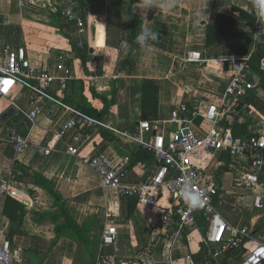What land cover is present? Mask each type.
Wrapping results in <instances>:
<instances>
[{
	"label": "crops",
	"instance_id": "0c3cea01",
	"mask_svg": "<svg viewBox=\"0 0 264 264\" xmlns=\"http://www.w3.org/2000/svg\"><path fill=\"white\" fill-rule=\"evenodd\" d=\"M112 1L95 0L94 10H86L84 20L86 19L88 27L84 40L88 43L90 52L87 62L83 64L77 52L71 49L69 39L53 23L54 12H60L62 18L68 21L61 11L69 4H75L76 11L80 14L75 0H29V7L21 6L20 0H0V46L23 45L31 64L41 69H55L58 66L70 68L75 78L56 97L66 106L78 109L82 97H85L99 116L93 118L103 124L82 130L88 139L78 145L76 155H71L65 152L69 136L56 135L62 123L73 113L52 99H44L45 112L36 118L34 125L21 112L18 117L14 114L6 120L7 126L3 131L0 130V174L5 173L12 165L13 168L22 165L45 177L48 186L60 195L67 215L77 225L87 229L90 245V252H87L70 230L61 232L52 245L56 232L51 217L58 210L53 198L43 188L35 185L26 187L25 183L14 181L8 194H0V240L9 237V232L15 230L13 236L24 245L18 264H37L38 261L40 264H95L105 224H113L117 228L115 249L107 248L110 254L115 255L117 262L183 264L185 256L190 255L194 264H197L194 254L202 247L200 233L184 231L182 234H175L174 228L163 229L157 223L161 207L168 201L165 195L160 199L159 206L146 208L135 204L132 213L128 215L123 211L121 197L103 188L100 173L83 159L103 154L109 164H113L124 156H131L137 146L127 136H131L141 119L140 93L143 77H152L158 81L157 119L160 120H165L179 101H192L196 98L203 103L216 101L230 77L228 63L224 59L230 55L251 53L252 42L246 52L235 54L233 50L242 45L245 38L237 35L230 40L207 44V26L215 23L218 13H225L234 19L229 31L237 34L252 33V22L240 18L237 11L230 9L231 6H236L248 13L252 2L209 0L204 11L203 0H176V6L170 12L152 8L145 15L142 0H118V9ZM54 7L56 11L53 10ZM197 10L201 12L199 16L196 15ZM130 14L138 16L142 24L160 34L159 40L151 48H130L123 31V25L130 20ZM89 39L93 42L91 46ZM188 51H199L205 61H186ZM259 53V60L256 53H251V61L260 67V60L263 59L264 62V43ZM127 59L133 62V68L123 67ZM113 81H117L118 87L116 103L107 108L108 101L112 98ZM256 93L257 89L254 92L257 99ZM14 99L21 108H29L27 92L21 94L17 91ZM1 102L4 104L0 108V115L9 108L7 100ZM251 109L252 105L243 112ZM15 110L17 113L18 110ZM237 110L240 115L241 109ZM192 124L198 134L208 128L207 122L200 117ZM107 126L122 129L127 135H114ZM11 128L28 135L30 141L29 146L15 161L11 159V145L6 139ZM248 130L251 133L264 132V127L259 129L252 122ZM47 143L52 146V150L45 155L40 152V146ZM242 160L246 161L247 158H229L225 163L226 170L218 172L216 176L222 196L226 201L228 199V203H234L233 207L228 204L232 209L239 205L247 207L251 202V193L245 188H238L234 182L238 170L236 164H243ZM233 164L235 165L232 166ZM153 168V159L132 162L130 157L128 170L135 181L143 180ZM226 173L232 179L229 186H222L221 181L225 180ZM7 196L24 207L20 224L11 221L4 214ZM247 208L251 211L250 206ZM259 220H262L259 214H254L250 215L248 223L239 221L236 225L254 228L260 224L255 233L262 235L264 219L261 222Z\"/></svg>",
	"mask_w": 264,
	"mask_h": 264
},
{
	"label": "built area",
	"instance_id": "2783aa9c",
	"mask_svg": "<svg viewBox=\"0 0 264 264\" xmlns=\"http://www.w3.org/2000/svg\"><path fill=\"white\" fill-rule=\"evenodd\" d=\"M20 4L31 6L29 0H20ZM53 10L56 11V7ZM61 12L74 23L73 40L78 44L84 43L88 26L77 13L75 4L63 7ZM248 13L253 16V54L258 47L254 34L260 31V25L256 22L252 6ZM251 53L230 55L224 59L228 63L230 77L216 101L182 100L176 103L165 120L140 119L137 122L135 130L127 137L150 153L154 161L153 170L143 180L131 178L128 156L113 164H109L103 154L83 159L100 173L103 188L113 191L118 197L135 199L137 206H159L165 191L168 201L161 207L158 225L163 229L174 228L175 234L199 232L201 246L206 250L203 264H264V233L258 235L249 225L230 224L217 209L219 204L233 207L234 203H228V199L226 201L222 196L215 170L229 158L241 160L245 157L247 160H242L243 164H236L235 185L251 193V209L264 210V132L236 139L229 127L223 124L239 118L236 109L239 105L241 110L250 107L242 99L256 90L251 79ZM185 60L193 63L205 61L199 51H188ZM260 69L264 70L263 59L260 60ZM74 78L75 74L67 66L41 69L32 65L23 45L0 46V103L7 100L8 107L16 108L31 125L45 112L44 99H52L70 109L73 115L62 123L56 136H69L65 152L71 155H76L78 145L88 139L82 130L103 125L78 108L66 106L56 97L67 89ZM17 91L21 94L27 92L28 109L16 104L14 95ZM199 117L208 125L201 134L195 132L192 126ZM107 129L114 135H127L117 127L107 126ZM6 139L11 145L13 161L30 144L28 135L20 134L14 128L8 130ZM51 150L49 143L40 146V152L45 155ZM13 169L12 165L0 174V194L3 196L11 191L15 181ZM117 235L115 225H104L95 264H138L117 262L115 255L107 252V248L115 249ZM23 247L16 236L3 237L0 240V264H18ZM183 264H194L193 258L186 255Z\"/></svg>",
	"mask_w": 264,
	"mask_h": 264
},
{
	"label": "trees",
	"instance_id": "16d2710c",
	"mask_svg": "<svg viewBox=\"0 0 264 264\" xmlns=\"http://www.w3.org/2000/svg\"><path fill=\"white\" fill-rule=\"evenodd\" d=\"M77 3L78 10L80 14L83 16L86 14V10L93 11L94 10V1L95 0H75ZM122 0H120L121 2ZM132 1V0H130ZM118 0H113L114 7L118 9V5L120 3ZM230 9L232 11H237L240 18L253 22V16L248 14L247 11L236 7L231 6ZM85 10V11H84ZM86 20V19H85ZM234 19L225 14V13H218L216 15V21L212 25H208L206 29V43L210 44L211 42H218L219 40H230L237 35H241L245 38V41L242 45L238 48L233 50L235 54H243L246 52L252 42V33H234L229 31V26L232 25ZM53 23L60 29L62 34L69 39V43L71 49L77 52L78 57L80 60L85 64L89 58L90 47L88 46L87 42L82 44H78L72 38V32L75 30L73 27V23L71 21H65L62 18L60 12L53 13ZM86 24V23H85ZM142 24L141 19L134 15L130 14V20L123 25V31L125 39L128 41L130 48L134 49L139 47L135 41V37L140 29ZM88 25V24H87ZM264 40V36L261 37ZM263 43H258V47L256 49V55L258 60L260 59V48ZM250 68H252V76L251 79L254 82L256 89L261 88L264 90V70L260 69V67L253 63L252 61L249 63ZM124 68H133V62L130 59L125 60L123 63ZM118 92L117 81H113V86L111 90V99L108 101L107 108L114 105L116 103V95ZM255 92V91H254ZM254 92H251L248 96L242 99V102L245 104H250L252 106L257 107V99L254 96ZM158 93H159V84L155 78L152 77H143L141 79V93H140V111H141V119L146 120H155L157 119V112H158ZM79 109L91 116V117H99L96 113L95 109L91 106V104L86 100L85 97H82L81 104L79 105ZM238 119L233 120L231 123H223L226 127H229L231 133L234 138L242 139L251 134L248 130L250 124H252L251 119H243V113H241ZM264 114V111H263ZM131 160L132 162L136 161H149L152 160V155L148 153L146 150L137 146L131 153ZM227 166L225 164L220 165L216 170L215 174L217 176L218 172H223L226 170ZM214 174V175H215ZM14 180L18 182L25 183L26 187L29 185H35L37 187L43 188L46 192L53 198L54 204L57 207V213L53 214L51 220L55 223V232H56V239L52 242V245L55 244L58 236L63 231L70 230L75 238L79 241V243L84 247L87 252H90V245L87 236V229L85 227H80L77 225L66 213L61 197L58 193L54 192L47 184V180L45 177L41 176L40 174L31 171L29 168L24 167L22 165H18L13 169ZM218 182V181H217ZM121 202L123 204L122 208L123 211L130 215L135 207V199L130 197L121 196ZM121 208V210H122ZM24 207L21 203L17 202L14 199H10L8 196L5 199L4 204V214L13 222L20 224L22 222V218L24 215ZM62 218V221L59 219ZM260 228V226L255 225L253 228L254 231ZM15 230H11L9 232V237L14 235ZM108 252V250H107ZM206 259V250L202 246L200 247L199 251L194 254V260L197 264H203ZM37 264H40L38 261Z\"/></svg>",
	"mask_w": 264,
	"mask_h": 264
},
{
	"label": "clouds",
	"instance_id": "9594fccd",
	"mask_svg": "<svg viewBox=\"0 0 264 264\" xmlns=\"http://www.w3.org/2000/svg\"><path fill=\"white\" fill-rule=\"evenodd\" d=\"M209 0H203V10L206 11ZM252 7L255 13L256 22L260 25V31L254 34V39L257 43H264L261 39L264 36V0H251ZM142 11L147 14V11L152 8H158L164 12H170L176 6V0H142ZM201 12L197 10L196 15ZM160 34L150 27L141 24L140 29L135 37L134 43L144 48H151L154 42H157Z\"/></svg>",
	"mask_w": 264,
	"mask_h": 264
},
{
	"label": "rangeland",
	"instance_id": "374dc122",
	"mask_svg": "<svg viewBox=\"0 0 264 264\" xmlns=\"http://www.w3.org/2000/svg\"><path fill=\"white\" fill-rule=\"evenodd\" d=\"M86 27H87V25H86ZM256 97H257L256 101H257L258 106L257 107L253 106V109L248 110V112L247 111L243 112V109H242L241 113H243L244 119L250 118L253 123H256L258 125L259 129H263V127H264V114H263V111H264V90L261 88H258L257 93H256ZM3 104H4V102L0 103V108L3 107ZM19 114H20V112L18 111L15 115H17V117H18ZM6 123H7V121H4L3 123L0 124V130L1 131H3L5 129V127L7 126ZM224 179H225L224 181H221L222 186H223V184H227L229 186L231 179H232L231 175L226 173L224 176ZM164 195H166L165 191H164ZM240 202L242 203V201H240ZM248 206H250V205H248ZM247 207L243 206V208H242V205H239L236 209H235V207L232 209L227 204L217 205V209L223 215V217L227 221H230L231 223H233L234 225L238 224L239 221L248 223L250 215H254V214H259L260 219H262L261 221H263L264 210L253 212V209H251V211H250V209ZM257 225L260 226V224H257ZM129 263H131V262H129Z\"/></svg>",
	"mask_w": 264,
	"mask_h": 264
},
{
	"label": "water",
	"instance_id": "95a60500",
	"mask_svg": "<svg viewBox=\"0 0 264 264\" xmlns=\"http://www.w3.org/2000/svg\"><path fill=\"white\" fill-rule=\"evenodd\" d=\"M89 45H93L92 40L89 39ZM240 106H238L236 109H239ZM14 114H16V110L14 107H9L6 111H4L1 115H0V124L3 123L4 121H6L7 119H9L11 116H13Z\"/></svg>",
	"mask_w": 264,
	"mask_h": 264
}]
</instances>
